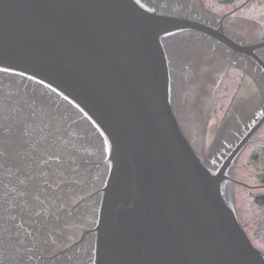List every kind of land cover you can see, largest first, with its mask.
I'll list each match as a JSON object with an SVG mask.
<instances>
[{
  "label": "water",
  "instance_id": "1",
  "mask_svg": "<svg viewBox=\"0 0 264 264\" xmlns=\"http://www.w3.org/2000/svg\"><path fill=\"white\" fill-rule=\"evenodd\" d=\"M151 7L135 0H0V201L15 211L7 219L0 214L10 227L9 236L0 227V239H16L26 252L21 263L34 256L25 244L33 227L18 217L26 201L29 217L48 213L69 226L63 242L47 236L54 247L73 240L71 227L79 236L67 253L39 264H90L87 252L92 264H264L227 209L225 182L214 178L181 132L167 92L195 145L210 109L207 137L220 140L233 136L228 127L248 112L237 94L226 92L218 100L207 97L198 115L190 113L211 81L202 82L200 66L220 56L184 35L166 37L175 25L201 26ZM239 98L250 108L261 103L252 95ZM73 130L81 139L75 144L88 153H78ZM104 170L99 201L95 190ZM55 191L54 199L48 194ZM67 208L78 213L68 221ZM4 256L14 254L0 246V264Z\"/></svg>",
  "mask_w": 264,
  "mask_h": 264
},
{
  "label": "flooded vegetation",
  "instance_id": "2",
  "mask_svg": "<svg viewBox=\"0 0 264 264\" xmlns=\"http://www.w3.org/2000/svg\"><path fill=\"white\" fill-rule=\"evenodd\" d=\"M135 1L139 4L148 2L152 5L151 9L154 12L183 18L201 26V28H194L175 25L171 28V31L175 33L182 32V35L186 34L184 38L187 41L200 43L216 51L217 55L220 56L219 60L214 57L212 60L204 61V65L199 68L202 82L211 79L203 90L206 96L205 99L211 95L212 98L214 95L220 96L222 93L224 95L228 90H232V92H229L230 96L238 95L240 89L246 83L249 89L253 91H244L243 95H252L261 100V103L255 106L254 112L246 114L242 120L231 128L228 127L231 132L230 135L233 136L228 137L227 134L222 136L220 140L217 134L215 139L212 138L207 150V154L210 155H206L207 157L212 156V158L218 157L219 161L225 163L224 167L227 169L232 168V162L235 163L236 167V163L241 156H247L245 164L250 167L248 177H255L263 182L261 185L263 186L262 190L255 192L258 194L254 196L257 205L263 206V208H261L258 217L255 216L251 220L245 218L243 222L248 230L254 223L257 230H262L264 228V132L262 134L260 128L264 127V0ZM204 31H214L223 39ZM231 69H233V72H230ZM219 93L221 94L219 95ZM233 137L238 139L235 144L231 142ZM247 138H249L248 141ZM240 141L242 143L247 142L238 146L241 143ZM237 146L238 148H236ZM82 151L88 153L85 147L82 148ZM89 151L94 152V150ZM103 162L107 166L105 160ZM217 164L215 167H218ZM95 166L102 167L97 164ZM105 176L106 172L104 179ZM95 179L98 180L99 178ZM100 179H103V177ZM96 192V195H98L99 188ZM255 234L256 238L258 237L264 243V230L261 235ZM74 241L73 239L70 242L74 243ZM65 245L67 246L68 243ZM55 248H59V246Z\"/></svg>",
  "mask_w": 264,
  "mask_h": 264
},
{
  "label": "rangeland",
  "instance_id": "3",
  "mask_svg": "<svg viewBox=\"0 0 264 264\" xmlns=\"http://www.w3.org/2000/svg\"><path fill=\"white\" fill-rule=\"evenodd\" d=\"M260 131H262V134L264 132V127L260 128ZM249 138H247L248 140ZM247 141L243 142L242 145H244ZM247 156H241L239 158L238 164L236 167L232 165V167H235L234 169V177L237 180L245 181L246 184H252L255 182H259V180L255 177H248V171L250 170V167H247L246 162ZM230 187L233 188L232 197L230 194L228 195L229 203L232 200L234 207V213L236 216V219L239 222V225L242 229L245 230V232L248 233V237L251 239L252 243L255 245L256 248H258L260 251L264 252V243L261 241V239L256 238V234L261 235V232L264 230H257L256 227H254L255 224L248 228L245 227V224L243 220L247 217H252L255 213H259L261 207L257 205V203L254 200L255 194L253 192H249L244 185L239 184L238 182H231ZM259 199V198H258ZM260 200V199H259ZM260 202V201H259ZM263 208V206H262ZM232 209V208H231ZM260 232V233H259ZM252 233V234H251ZM255 234V235H254Z\"/></svg>",
  "mask_w": 264,
  "mask_h": 264
},
{
  "label": "bare ground",
  "instance_id": "4",
  "mask_svg": "<svg viewBox=\"0 0 264 264\" xmlns=\"http://www.w3.org/2000/svg\"><path fill=\"white\" fill-rule=\"evenodd\" d=\"M230 190V187H229ZM225 193H227V189H225ZM224 193V199H226V194Z\"/></svg>",
  "mask_w": 264,
  "mask_h": 264
}]
</instances>
